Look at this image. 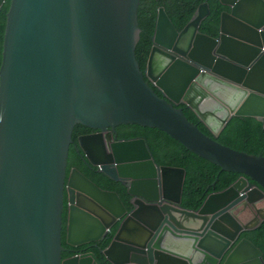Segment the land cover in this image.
Returning a JSON list of instances; mask_svg holds the SVG:
<instances>
[{
    "label": "water",
    "instance_id": "obj_1",
    "mask_svg": "<svg viewBox=\"0 0 264 264\" xmlns=\"http://www.w3.org/2000/svg\"><path fill=\"white\" fill-rule=\"evenodd\" d=\"M219 2L228 11L216 38L200 32L208 3L182 31L159 8L143 72L141 0H12L0 69V264H101L92 251L63 258L66 192L68 244L99 241L118 223L100 249L112 264H264L260 248L238 241L264 223V157L215 140L233 117L264 129V0ZM78 124L101 131L81 137L82 148L127 185L131 209L80 169L68 175ZM131 124L242 176L184 209V168L158 164L144 139L116 140V126Z\"/></svg>",
    "mask_w": 264,
    "mask_h": 264
},
{
    "label": "trees",
    "instance_id": "obj_2",
    "mask_svg": "<svg viewBox=\"0 0 264 264\" xmlns=\"http://www.w3.org/2000/svg\"><path fill=\"white\" fill-rule=\"evenodd\" d=\"M205 2L209 4L210 15L202 22L200 31L206 35L217 37L220 30L221 15L224 11L228 10L219 0H141L138 10V22L142 32L136 48V58L141 71L144 72L146 70L152 50L158 9L161 7L165 8L174 26L178 31H182L195 17L199 6ZM11 5L12 0H7L0 12V69L3 63L8 13ZM151 87L159 96H162L161 92L152 84ZM177 108L182 109L188 120L198 125L199 129L205 135L212 137L207 128L187 106L178 105ZM84 127V125L79 124L74 131V142L71 145L68 172L75 167L79 168L100 187L118 192L126 208L130 209V194L128 193L127 185L121 181H115L108 177L86 157L79 143V138L84 133ZM126 127H128V125H120L119 128L124 129ZM124 135H120V137L127 139L139 137L144 139L157 163L184 168L185 176L181 195V207L184 209L192 211L198 210L210 193L227 189L242 176L239 173L221 170L217 165L187 150L180 142L172 139L165 132L157 128L134 125V127L125 132ZM215 140L221 144V146L233 151L245 153L254 157H264L263 124L256 119L233 117ZM67 222L68 206L64 214L63 243L67 248L74 250L64 251L63 258H67L82 251H92L100 260L101 264H112L106 260L100 249L108 245L117 228V224L112 227V230L103 239L74 247L67 242ZM243 238L253 242L264 254V223L260 228L244 232L238 241ZM223 263L224 259L220 264Z\"/></svg>",
    "mask_w": 264,
    "mask_h": 264
},
{
    "label": "clouds",
    "instance_id": "obj_3",
    "mask_svg": "<svg viewBox=\"0 0 264 264\" xmlns=\"http://www.w3.org/2000/svg\"><path fill=\"white\" fill-rule=\"evenodd\" d=\"M205 3H207V2H205ZM204 4V3H203ZM226 7V6H225ZM228 8V7H227ZM226 11H228V10H226ZM225 12V11H224ZM197 14V13H196ZM210 15V14H209ZM196 16V15H195ZM207 18V17H206ZM205 18V19H206ZM204 19V20H205ZM193 20V19H192ZM203 20V21H204ZM187 26V25H186ZM201 32V31H200ZM202 33V32H201ZM204 34V33H203ZM219 36V35H218ZM217 36V37H218ZM212 37V36H211ZM216 38V37H215ZM79 125V124H78ZM131 125H136V124H131ZM85 127H87V128H89L88 126H86V125H84ZM77 127V126H76ZM118 127H120V125L119 126H116V128H115V130H113L114 132H113V134H114V136H115V132H116V129L118 128ZM76 129V128H75ZM89 129H92V128H89ZM92 130H95V131H97V133H95V134H98V133H100L101 131H99V130H96V129H92ZM109 130H111V129H109ZM74 136V135H73ZM85 136H91V135H85ZM81 137H84V136H81ZM81 137L79 138V143H80V146L82 147V145H81ZM170 137V136H169ZM115 138H116V140H118V141H120L121 139H118L116 136H115ZM135 139H142V138H135ZM173 139V138H172ZM74 140V139H73ZM123 140H131V139H123ZM74 142V141H73ZM146 142V141H145ZM146 145H147V143H146ZM148 147V146H147ZM185 147V146H184ZM83 149V148H82ZM149 149V148H148ZM85 152V151H84ZM149 152H150V150H149ZM151 153V152H150ZM86 154V153H85ZM152 155V154H151ZM87 157V156H86ZM153 157V156H152ZM154 159V158H153ZM154 161H155V159H154ZM159 164V163H158ZM160 165H163V164H160ZM171 166V165H170ZM98 167V166H97ZM176 167H178V166H176ZM76 168V167H75ZM99 168V167H98ZM79 169V168H78ZM100 169V168H99ZM70 172H71V170L68 172V175L70 174ZM185 176V175H184ZM93 181V180H92ZM254 183V182H253ZM97 184V183H96ZM98 185V184H97ZM220 192V191H219ZM118 193V192H117ZM213 193H215V192H213ZM211 194V193H210ZM182 195V194H181ZM122 199V198H121ZM67 200H68V198H67ZM124 204V203H123ZM181 205V204H180ZM67 206H68V201H67ZM125 206V205H124ZM66 207V206H65ZM126 207V206H125ZM132 207V206H131ZM131 209V208H130ZM129 210V209H128ZM65 214V213H64ZM115 224H117V226H118V223H115ZM114 224V225H115ZM113 225V226H114ZM112 226V227H113ZM111 230H112V228H111ZM66 233H67V226H66ZM108 234V233H107ZM243 234V233H242ZM241 234V235H242ZM63 236H64V230H63ZM64 240V239H63ZM97 242V241H96ZM109 244V243H108ZM69 249V248H68ZM67 249V250H68ZM66 251V250H65ZM82 252H88V251H82ZM78 253H80V252H78ZM77 254V253H76ZM75 255V254H74ZM73 256V255H72ZM70 257V256H69Z\"/></svg>",
    "mask_w": 264,
    "mask_h": 264
},
{
    "label": "flooded vegetation",
    "instance_id": "obj_4",
    "mask_svg": "<svg viewBox=\"0 0 264 264\" xmlns=\"http://www.w3.org/2000/svg\"><path fill=\"white\" fill-rule=\"evenodd\" d=\"M134 127V125H128V127L124 128V129H120L119 127L116 129V132H115V136L118 138V139H127V138H123V137H120V135H124L125 132L131 130L132 128ZM83 131L84 133L82 134V136H85V135H93L95 133H97V131L95 130H92V129H89L87 127H84L83 128ZM125 136V135H124ZM135 138H139V137H133V138H129V139H135ZM67 192H66V207H67ZM66 207H65V210H66ZM68 250H74V249H71L69 248Z\"/></svg>",
    "mask_w": 264,
    "mask_h": 264
}]
</instances>
